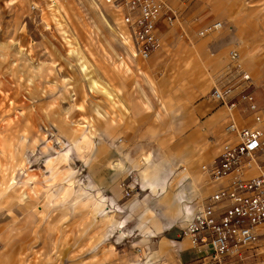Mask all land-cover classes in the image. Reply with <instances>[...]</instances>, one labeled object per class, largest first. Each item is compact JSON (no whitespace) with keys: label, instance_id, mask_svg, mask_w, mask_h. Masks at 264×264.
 I'll use <instances>...</instances> for the list:
<instances>
[{"label":"rangeland","instance_id":"1","mask_svg":"<svg viewBox=\"0 0 264 264\" xmlns=\"http://www.w3.org/2000/svg\"><path fill=\"white\" fill-rule=\"evenodd\" d=\"M169 1L182 25L162 24L145 59L104 0H0V264L160 261V244L172 245L187 221L183 204L196 202L188 181L209 180L201 166L227 138L231 111L212 91L230 89L237 101L248 84L234 50L264 106V0ZM215 20L223 28L200 37ZM232 112L252 124L245 103ZM144 168L165 188L154 192ZM107 197L123 208L121 231L105 216L115 207Z\"/></svg>","mask_w":264,"mask_h":264},{"label":"built area","instance_id":"2","mask_svg":"<svg viewBox=\"0 0 264 264\" xmlns=\"http://www.w3.org/2000/svg\"><path fill=\"white\" fill-rule=\"evenodd\" d=\"M104 1L122 11L137 51L145 59L161 44L162 24L182 25L180 12L169 0ZM223 26L221 20L212 21L198 35L205 37ZM232 57L248 84L240 91L237 101L233 100L230 89L215 87L211 94L231 111L227 116V138L219 154L212 164L201 166L209 177L206 184L213 183L215 189L193 211L181 227L179 238L172 243L177 247L181 240H189L194 255L208 264H264L259 250L264 247V106L258 104L250 89L251 75L240 61V54L234 50ZM241 103L253 113L252 124L242 126L237 122L232 111ZM181 171L188 170L183 167ZM248 251L252 255L250 259L244 256ZM145 259L140 256L131 264L160 263H148Z\"/></svg>","mask_w":264,"mask_h":264},{"label":"crops","instance_id":"3","mask_svg":"<svg viewBox=\"0 0 264 264\" xmlns=\"http://www.w3.org/2000/svg\"><path fill=\"white\" fill-rule=\"evenodd\" d=\"M96 83V82H95ZM210 111V105L209 103H206V102H198L196 105H195V112L198 116H204V115H207ZM19 146L16 147V150H19ZM33 152H35L34 150H32ZM69 158V151H66L63 155V157H61L62 159L63 158ZM25 158V157H24ZM50 159H48L49 161ZM26 162H31V159H29L28 157L26 158ZM148 167V166H147ZM22 173H25V169H23ZM205 174V172L203 173V175ZM156 174L152 175L150 172H149V168H144L143 170V178H144V181L147 182V184H150V186H152V189L153 191H157L158 189V183L160 182L162 184V188L164 189L165 188V185H166V178L161 176L160 174H158L157 176H155ZM158 182V183H157ZM10 186H12V184L9 182ZM206 184V183H205ZM203 183L202 180H198V182L194 181V180H190L188 181L187 185H186V189L188 191V197L190 199L191 202L193 201H196L195 204L192 203L193 205V208L192 206L189 204V202H185L183 204V216L181 218H183V220H188L191 216V214L193 213V211L197 210L198 208L201 207V204L203 203V200H204V196H203V193H207L211 190H213L214 188H208L207 185H205ZM107 200H111L112 204L115 205L116 202L114 201V199H108L107 197ZM100 207H102V205H100ZM105 216L107 217H110L111 221L113 223H116V225L121 228L120 231L122 230L123 227L126 226V224L124 223L126 221H123V216L120 218V219H115L114 217L115 216H119L122 214L123 212V208L121 206H117L115 205V207H111V208H108L106 206L105 210ZM110 214H113V215H110ZM115 219V220H114ZM186 222L183 223V221H181V227H183L185 225ZM137 226L142 230L143 232V229L145 226H146V223L143 222V221H140V223L137 224ZM264 228V227H263ZM162 227L159 226L157 227V230H161ZM119 231V229H118ZM147 235H155V231L150 229V230H146L145 231ZM123 235L125 236L126 235V232L123 231ZM186 242L187 243V246L186 248L184 247H181L180 245L183 244V242ZM172 246V247H171ZM159 255H160V263L159 264H199L197 262L198 258L197 256L194 255V253L192 252V250L190 249V243H189V240L187 239H183L179 242L178 246H174V244L172 245H169V243H165V245H161L160 244V247H159ZM186 252H189L191 253L193 256H191L190 260L189 261H184V258H183V255L184 253ZM199 261V260H198ZM146 262L148 263H151V259H148ZM203 264H208L207 262H204Z\"/></svg>","mask_w":264,"mask_h":264},{"label":"bare ground","instance_id":"4","mask_svg":"<svg viewBox=\"0 0 264 264\" xmlns=\"http://www.w3.org/2000/svg\"><path fill=\"white\" fill-rule=\"evenodd\" d=\"M137 53H138V52H137ZM17 151H18V150H17ZM13 182H14V181H13ZM13 182H12V183H13Z\"/></svg>","mask_w":264,"mask_h":264}]
</instances>
